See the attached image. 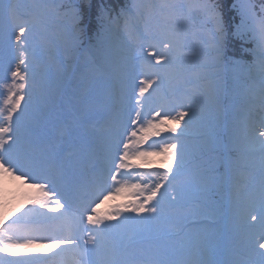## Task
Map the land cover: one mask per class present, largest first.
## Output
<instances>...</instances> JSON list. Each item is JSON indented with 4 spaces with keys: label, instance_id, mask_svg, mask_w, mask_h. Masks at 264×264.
I'll return each instance as SVG.
<instances>
[{
    "label": "snow or ice",
    "instance_id": "obj_1",
    "mask_svg": "<svg viewBox=\"0 0 264 264\" xmlns=\"http://www.w3.org/2000/svg\"><path fill=\"white\" fill-rule=\"evenodd\" d=\"M144 7L171 19L202 22L198 47L192 49L186 37L177 41L181 52L190 54L194 66L205 68L223 60L225 29L213 0L134 4L133 14L141 16L140 9ZM32 8L35 12L20 16L15 4L0 0V21L7 20L0 28V68L4 72L0 86L6 89V95L0 93V181H14L28 190L17 209H24L20 215L12 219L15 211L9 215L0 213V264H236L221 259L222 247L207 235L195 248L187 243L165 242V226L182 197L193 196L205 204L214 193L223 199L229 165L237 163L223 154L233 151L249 157L247 162L252 167H256L258 158L260 179L256 191L243 203L234 197L230 211L246 223L250 218L254 223L247 224L249 229L259 226L249 242V251L258 260L249 264H264V5L257 14L255 5L249 3L240 11L235 27L237 38L251 44L244 49L252 57L250 62L230 61L239 69L237 81L244 88L242 104L235 107L232 94L216 89L206 74L197 73L194 79L199 86L191 89L194 95L180 100L171 111L163 105L153 111L147 105L156 93L167 98L165 90L173 86L169 76L175 63L169 55L172 33L163 37L138 33V48L120 46L116 51L101 31L95 55L86 51L87 63L77 64L81 47L78 12L65 10L62 14L70 16L72 23L65 37L63 57L49 54L47 63L41 64L38 48L30 47L28 41V35L42 21L36 12L54 9L59 14L63 5L38 0ZM13 35L15 44L11 42ZM65 62H70L67 67ZM5 63L14 67L5 68ZM33 65L37 71H33ZM145 70L150 74L145 75ZM73 80L70 98L74 101V126L80 130L77 143L82 154L94 150L95 139L89 130L101 111L106 113L107 123L112 124L116 116L118 120L115 132L104 140L103 156L93 167L87 191L70 202L63 190L67 176L64 159L54 153L44 167H39L32 161V153L33 140L38 135L35 104L51 99L53 84L60 88ZM206 100L217 105L220 114L204 124L199 133L204 140L195 152L205 157L203 163L178 183L189 155L181 139L194 120H208ZM162 132L171 135L160 139ZM148 157H158V167L163 171H139ZM21 159L31 168L22 169ZM220 166L225 168L223 173ZM134 176L139 180L130 181ZM5 195L0 186V209L6 207ZM117 197L131 202L99 211L101 203ZM130 221L138 227L130 228ZM148 225L153 226V232L146 238L153 242L137 246L133 236L143 233Z\"/></svg>",
    "mask_w": 264,
    "mask_h": 264
},
{
    "label": "rangeland",
    "instance_id": "obj_2",
    "mask_svg": "<svg viewBox=\"0 0 264 264\" xmlns=\"http://www.w3.org/2000/svg\"><path fill=\"white\" fill-rule=\"evenodd\" d=\"M90 0H83L84 3H88ZM159 1V0H157ZM9 3L16 5V11L17 14L20 16H23L22 13L27 14L28 9L33 6L35 3L38 2V0H8ZM164 2V0H161L159 3ZM171 2V0H170ZM180 3H197V0H178ZM19 3V4H18ZM158 3V4H159ZM239 8L242 10L244 7H246L249 3H252L251 0H237ZM150 5L152 3H149ZM20 5H25V8H20ZM19 6V7H18ZM256 9H261V6H258V3L255 5ZM33 9V8H30ZM35 12V10H33ZM32 11V12H33ZM257 14L258 11H255ZM36 15L42 16V21L38 26L28 35V41L29 46L35 45L39 50V62L41 64H45L48 61V55L52 52L55 55L54 51L61 50L62 46L61 43L63 41V33L70 28V25L66 21V19H69L65 15H62L61 13H57L54 9H46L43 13L36 12ZM150 12L146 14L145 12V21L143 23V26L141 28V33L148 32L150 34H153L157 37H163L168 33H172L173 35L169 38L172 39L173 48L171 52L169 53L170 56H172L175 59L181 60L185 55L181 52L177 41L183 38H187L188 44L192 47L195 45V41L199 42L197 39V33L195 31L189 32H181L179 30H176L174 26H172L175 22L183 23L182 19H171L166 14H160L159 12H155L153 16L149 18ZM7 23V20L0 21V28H2ZM79 27V26H78ZM233 28V27H232ZM81 27H79V30ZM234 29V28H233ZM122 28L119 29V31L116 32L115 37H119V40L121 42L120 46H124L127 48H133L131 46H135L134 48H138L141 41L138 39V41L135 42H128V39L126 38V35L121 32ZM225 34V31H224ZM12 44H15V38L13 35ZM146 43V42H145ZM57 56V55H55ZM61 57V56H60ZM62 58V57H61ZM69 62H65V67H67V64ZM184 65V64H182ZM4 67H14V65H9L7 63L4 64ZM174 67H176L174 65ZM33 71H37V68L35 65H33ZM173 73V72H172ZM150 74L147 70H145V75ZM4 78V72L3 69L0 68V80ZM10 80V77H9ZM197 86H199L197 84ZM189 91H191L190 95H194L191 88H188ZM0 93L6 95V89H4L2 86H0ZM61 90L60 88L57 89L56 85L53 84V95L51 99H49L46 103H36L35 104V111L33 113L37 127L42 128L44 127V124L47 126L54 125L55 121L52 118L53 109H50L49 107L52 105L53 99L60 96ZM159 93H156L153 95V97H156L148 102L147 108L151 110H156L161 107V105L166 106V100L165 98H160V95L157 96ZM37 96H39V92L37 91ZM160 98V99H159ZM0 99H2V96H0ZM167 101H169L167 99ZM153 103V104H152ZM69 112L63 113L62 117H60L58 120L64 119L70 112L74 111L73 106L68 107ZM214 112L216 111L215 109ZM58 111V110H57ZM210 112L208 114V120H194L193 123H196L200 126H204V124L208 123L211 120V116H214L215 113ZM45 113V114H43ZM49 114L50 118L44 122L46 119V114ZM104 113L101 111L100 115ZM55 114V113H54ZM53 114V115H54ZM99 115V116H100ZM211 115V116H210ZM118 120V116H116L115 121ZM192 123V124H193ZM101 126V128H97L100 132L103 133L104 138H106L109 135H112L116 130V124L113 122L112 124L107 123L106 120H103L101 123L98 124ZM110 127L113 128L110 132ZM92 129V128H90ZM109 130V131H108ZM64 132V131H63ZM163 133V132H162ZM80 135V131L77 129H73L72 132L65 133L63 136H61V141L52 140V142H49L48 144L45 142L43 144V150L44 152V159H41V161L37 162V158L39 157V147L42 144V140L38 141L37 144H34V151L32 153V161L35 163V165L39 167H44L48 161V159L52 156L54 152H56L58 155L57 157H69L72 155L82 154L79 148V145L77 143V137ZM171 134H168V136ZM163 138L164 136L161 135ZM70 138H73L74 144L70 143ZM160 138V139H162ZM54 139V138H52ZM157 139V138H153ZM94 145V150L90 154H85L84 156L87 158V162L84 164L83 161H81V156L76 158L75 164L73 165V161L71 158L66 159V169H67V176L65 177V181L63 183V190L68 194L70 202L77 201L79 197L83 196L85 192L88 189V186L93 178V174L90 171V168L93 164V161L99 162V160L103 156V150L100 147L99 143H102L104 145V140H100L99 138H96ZM60 143V144H59ZM69 143V144H68ZM184 145V142H182ZM39 146V147H38ZM60 146V147H59ZM59 147V148H58ZM53 148L59 149V151L53 150ZM185 149V146H184ZM83 155V154H82ZM197 158V157H196ZM194 159V164H191L193 167L187 169L184 172V175L177 181L178 183H183L188 177L193 175L197 167H199L202 163L204 158H197ZM147 163H145V167L142 169H139V171L142 172H150V171H163L160 168L154 167L152 170H150V167H152L153 164L159 165V158L158 157H148ZM130 163H141L140 161H129ZM242 163V162H241ZM19 165L22 169H30L31 165L27 162H25L23 159L19 160ZM250 165L246 160L242 163V166H248ZM86 166V167H85ZM258 166V158H257V164ZM85 168V169H84ZM73 176V178H72ZM73 179V180H72ZM139 180L138 176L130 177L131 180ZM259 183H257L258 185ZM0 186L3 187L4 192L7 195L8 200L4 198V203H7L8 201L11 203H15L18 207L23 202L24 194L28 191L23 186H18L17 182L14 181H0ZM241 188L246 189L245 191H248V187L244 188V185H241ZM187 195L182 197L181 201L178 202L176 210L174 213L170 214L169 220L167 222V225L165 226V230L168 233L166 243L169 244H176L179 245L181 243H187L191 247L195 248L198 241H200L203 237L210 236L214 242L218 243L222 249H223V255L225 254V257L223 255L220 257L226 261H234L236 264H249L250 261L258 260L257 257H254L251 252L249 251V242L251 239V235L253 232L257 231L254 229H249L246 224H248L240 217L239 215H233L232 213H229L228 219L230 221L229 225H236L240 224L238 231H230L229 229L217 231L218 226L225 224L223 221L225 220V217H221L222 221L220 224H216V220H213L212 216H209L207 218L211 222H200L201 219L199 217H203V215L199 214L200 208H197L198 205H195L196 202L193 200L188 201ZM248 199L242 200V203L245 202ZM131 202L129 199H125L124 197H117L114 198L111 201H108L106 203H101L99 207V211L105 212L111 210V205L113 204H119V203H128ZM8 204V203H7ZM193 204V207H191ZM24 209H20L17 213L20 215V212ZM192 210V211H191ZM202 211H200L201 213ZM198 214V215H197ZM217 219V218H216ZM249 220H251L249 218ZM130 228H137L138 225L135 221L129 222ZM217 231V232H216ZM153 232V226L148 225L143 233L136 234L133 236V239L136 241L137 246H146L151 241L150 239L146 238L149 237L150 234ZM227 248V249H225ZM244 257V258H242ZM249 259H246V258Z\"/></svg>",
    "mask_w": 264,
    "mask_h": 264
},
{
    "label": "trees",
    "instance_id": "obj_3",
    "mask_svg": "<svg viewBox=\"0 0 264 264\" xmlns=\"http://www.w3.org/2000/svg\"><path fill=\"white\" fill-rule=\"evenodd\" d=\"M35 1V0H33ZM161 0H90L88 3H84L83 0H48L49 4H55L57 6L63 5V11L72 12L73 10L78 12L79 24L81 27L79 30L81 47L79 49L77 60L75 61L79 64L81 61L87 63L85 52H89L92 55H95V47L97 46V34L103 31L104 36L107 38L108 42L115 46L116 51H119L121 42L119 37H115L117 31L122 28L121 32L126 35L128 42H137L138 41V33H141V28L145 21V12H151L147 7L140 9L141 16H136L133 14L132 5L134 4H142V5H151L158 4ZM188 1V0H184ZM19 2V0H18ZM252 4L258 6L264 5V0H251ZM213 3L216 4L217 9L223 19L225 34L223 35V60L212 63L210 66L201 68L198 64L193 65L190 54L189 56H184L181 60L178 58L175 59L174 67L171 72H169V76L172 78L173 86L171 89H166L168 92V97L165 98L162 93H159L160 98H165L166 106H164L167 110L171 111L172 108L177 106V103L180 100H183L186 96L191 94V91L188 88L193 87V85H197V82L194 79L195 74L199 73L201 75H207L209 77L210 84L218 90H222L225 94H232L234 97V106L239 107L243 102L242 93L244 92V88L241 87L237 81V77L240 76L239 69L232 65L230 61L232 60H243L246 62H250L252 57L244 50L245 48H250L251 44H245L244 41L237 38L235 35V27L240 21V11L241 9L238 6L237 0H213ZM19 4V3H18ZM19 7V6H18ZM20 8H25V5H20ZM32 8V6L30 7ZM28 9V13L32 12L34 9ZM26 9V8H25ZM27 10V9H26ZM260 13V9H256L255 11ZM34 12V11H33ZM25 15V13H22ZM63 15V14H62ZM66 16V15H65ZM69 19H66L68 24L71 26V18L70 16H66ZM142 17V18H141ZM180 22H175L172 26L176 28V30L181 31L182 33L185 31L193 32L195 31L197 34H200L202 31V22L195 21L194 23H188L185 20ZM234 29H233V28ZM67 35V30L63 33V41L61 43V50L54 51L55 55L63 57V51L65 46V37ZM199 46V42L195 41V45L191 48L194 49ZM135 47V46H131ZM52 55L53 52H52ZM70 63V62H69ZM184 64V65H182ZM173 72V73H172ZM242 79V77H241ZM191 81V83H188ZM75 81H71L69 84L61 86L60 96L56 99L54 98L52 101V105L49 107L50 109L55 108L57 105L64 107V112H69L68 107L73 106L74 101L70 98L73 94L70 91L72 84ZM249 86H251V82H248ZM57 88V86H56ZM59 89V88H57ZM156 97H153V99ZM159 98V99H160ZM167 99L169 101H167ZM152 100V98H150ZM149 100V101H150ZM153 104V103H152ZM228 101L227 98L224 100V107L227 108ZM195 107V105H194ZM235 107L233 110H235ZM205 108L207 113L214 112L215 115L211 116L218 117L220 114V109L217 105L212 103L211 101H205ZM63 112V113H64ZM45 114V113H43ZM56 120L59 119L58 116H61L60 113L56 111L54 114ZM208 115V114H207ZM106 113H102L99 118L94 122V126L91 130H89L90 135L96 136L98 130V124L105 120ZM49 114H46V119L44 122L48 120ZM69 119V117H66ZM116 118V117H113ZM203 130V127L193 123L189 129H187V134L182 137L181 143L184 142L185 151L189 155L186 156V164L181 170L178 178L189 168L193 166L194 159L197 158H205L202 156H198L195 152V148L197 145L202 144L204 137L200 135ZM179 131V129L177 130ZM53 132V131H51ZM98 138L100 140H104L103 133H97ZM170 133L163 132L162 136H168ZM53 136L56 137V131L53 132ZM225 142H227V137L225 136ZM225 158L231 156V158L237 163L230 164L228 168V183L224 187V196L221 199V195L213 194L211 196V201L207 204L204 201L198 200L193 196L187 195V200H193L196 202L195 205H198L197 208H200L202 211L199 214L203 215L205 218H209V216L213 217L218 223L222 220V216L225 217L223 221L225 224L219 227V231L229 229L230 231H238L240 224L230 226L229 223V213L231 202L234 197L238 198L241 202L244 199H248L257 189L258 185L256 183V177H258L259 170L252 166H242L244 160L248 161L250 158L243 156L240 152L233 151L231 153L225 152L223 154ZM196 158V159H197ZM242 162V163H241ZM161 168L158 167V164H153L152 169ZM198 168V167H197ZM219 171L223 173L225 168L220 166ZM154 172V171H153ZM257 172V173H256ZM243 177H248L252 181L248 183L243 179ZM254 178V179H252ZM259 179V178H258ZM241 185H244V188L241 189ZM6 200H8L7 195H5ZM8 203V204H7ZM6 207L0 209V213L4 215L12 214L15 211V215L12 216V219H15V216L19 210L18 206L13 202H7ZM193 207V204L192 206ZM192 211V210H191ZM198 215V214H197ZM217 218V219H216ZM214 220V221H215ZM247 226V224H246Z\"/></svg>",
    "mask_w": 264,
    "mask_h": 264
}]
</instances>
